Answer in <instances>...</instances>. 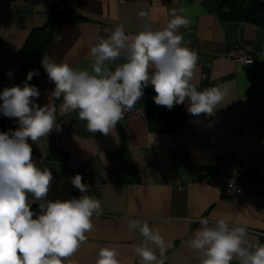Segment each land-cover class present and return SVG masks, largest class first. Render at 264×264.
<instances>
[{
    "label": "crops",
    "instance_id": "obj_1",
    "mask_svg": "<svg viewBox=\"0 0 264 264\" xmlns=\"http://www.w3.org/2000/svg\"><path fill=\"white\" fill-rule=\"evenodd\" d=\"M84 20L66 24L47 47L44 56L67 62L73 68L92 71L88 55L101 37L107 38L116 25L126 34L162 29L171 19L169 12L183 9L190 19L181 28L184 43L198 59L192 83L198 90L217 87L224 94L213 116H192L187 100L179 104L183 120L171 130L160 127L157 118L129 117L117 123L115 134L87 130L77 111H61L63 97L55 100V128L36 142L29 139L32 158L42 169L51 170L47 200L77 197L71 178L77 173L96 190L101 214L92 218L93 230L64 264H95L102 247L115 248L120 264H143L135 248L143 238L138 229L129 230V220L148 221L168 243L164 264H200L202 254L189 247L201 218L215 226L218 218L230 228L246 225L248 239L264 238V28L231 17L217 0H66ZM149 16L141 19L139 10ZM48 20L45 0H0V93L12 83L4 73L18 68L22 49L35 28ZM257 43L250 63H239L227 55L236 43ZM123 62L118 59L110 68ZM40 95L36 103H49L55 84L41 74L35 82ZM17 85H23V82ZM138 105L146 108L147 90ZM2 104V100H0ZM7 116L0 112V132L16 130L18 118L4 130ZM244 164L241 196H224L214 182L224 157ZM31 198V197H30ZM32 205V204H31ZM30 205V206H31ZM231 264H239L234 259Z\"/></svg>",
    "mask_w": 264,
    "mask_h": 264
},
{
    "label": "clouds",
    "instance_id": "obj_2",
    "mask_svg": "<svg viewBox=\"0 0 264 264\" xmlns=\"http://www.w3.org/2000/svg\"><path fill=\"white\" fill-rule=\"evenodd\" d=\"M183 11L171 9V19L155 31L128 35L123 25H116L90 48L92 71L42 57L48 79L55 84L49 103L43 106L36 103L38 88L28 83L37 70L28 72L22 86L5 87L0 93V112L18 118L19 124L14 131L0 132V264H64L93 230L94 214L98 217L102 212L100 201L88 194L79 173L71 178L82 194L79 198L46 199L53 175L49 168L35 164L29 139L36 142L54 128L61 130L55 120V100L63 97L61 111L78 110L89 132L104 135L115 134L117 123L136 107L149 85L154 87L158 106L171 110L187 100L192 116L215 114L224 94L217 87L198 90L192 83L198 57L180 33L191 23ZM138 16L143 20L149 14L141 8ZM121 57L123 62L112 70L110 63ZM33 203H38V213L31 210ZM198 224L189 247L202 254L197 256L200 264H231L234 259L239 264H264V244L248 239L246 225L230 228L222 218L216 219L214 227L208 218ZM128 227L138 229L163 256L168 243L158 228L150 227L147 220H129ZM145 240L135 248L143 264H164ZM95 264H120L115 248H100Z\"/></svg>",
    "mask_w": 264,
    "mask_h": 264
},
{
    "label": "trees",
    "instance_id": "obj_3",
    "mask_svg": "<svg viewBox=\"0 0 264 264\" xmlns=\"http://www.w3.org/2000/svg\"><path fill=\"white\" fill-rule=\"evenodd\" d=\"M219 8H228L231 17L239 21H249L264 28V0H217ZM48 20L42 27L32 30L23 49L19 66L16 70L4 73L14 84L25 82L30 70H37L29 82H35L41 74L47 76L41 60L47 47L58 37L66 24L84 20L85 17L70 8L66 0H45ZM154 89L147 90L146 111L148 116H155L164 130L177 127L183 120L179 104L171 110L158 106L153 97ZM34 212H39L38 203L30 206ZM264 244V238L260 240Z\"/></svg>",
    "mask_w": 264,
    "mask_h": 264
},
{
    "label": "built area",
    "instance_id": "obj_4",
    "mask_svg": "<svg viewBox=\"0 0 264 264\" xmlns=\"http://www.w3.org/2000/svg\"><path fill=\"white\" fill-rule=\"evenodd\" d=\"M123 1V0H118ZM257 51V43L254 41L244 40L233 45L228 51L227 55L233 58L239 63H250L253 61V54ZM142 113V114H141ZM124 115L129 117H147L146 108L139 106L138 104L131 111L125 112ZM10 117H6L3 122V129L5 130L11 124ZM246 171L244 164L240 163L233 157L226 156L223 158L218 176L214 182L219 185L221 192L224 196H241L244 193V189L240 184V180ZM82 182L88 185V194L92 197L96 196V190L94 186L88 183L83 177ZM74 194L79 198L81 192L72 185ZM260 234L264 235L262 232Z\"/></svg>",
    "mask_w": 264,
    "mask_h": 264
}]
</instances>
